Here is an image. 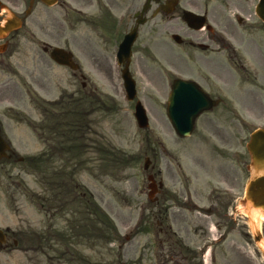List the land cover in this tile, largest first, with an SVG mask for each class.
<instances>
[{
  "label": "rangeland",
  "instance_id": "374dc122",
  "mask_svg": "<svg viewBox=\"0 0 264 264\" xmlns=\"http://www.w3.org/2000/svg\"><path fill=\"white\" fill-rule=\"evenodd\" d=\"M27 5L23 1L15 13L23 17ZM33 10L15 34L14 75L8 87L0 90V129L13 149L9 159L0 161V228L8 230L7 243L0 247V264L112 263L118 260L119 246V264H170L163 251L175 249L177 242L167 233L165 212L176 218L181 230L178 236L184 243L201 253V258L188 264H252L249 251L257 250L259 242L254 241L252 224L242 208L247 183L254 176L247 144L253 129L264 126L263 114H241L250 125L236 131V141H211L197 146L194 155L185 153L183 146L192 141H175L166 121L168 88L163 79L136 73V100L143 103L150 120L149 127L140 129L134 116L136 100L128 102L116 95L122 82L116 75L114 81L109 79L106 66L105 74L99 67L101 74L97 73L74 51L82 62V70L74 77L70 68L43 54L44 43L71 50L65 41L70 30L59 25L64 18L60 7L45 9L35 3ZM46 28L50 33L43 31ZM59 32L65 35L53 39ZM160 64L165 67L164 61ZM84 82L87 86L82 93L87 101L79 109L81 120L74 140L66 134L64 124L51 133L48 126L56 118L51 114L54 109H42V100L78 96ZM69 112L56 115L65 123L75 117ZM154 137L157 141H151ZM54 146L58 152H53ZM42 154L36 162L35 157ZM147 157L149 171L144 169ZM65 166L75 185L71 193L63 191L59 178L52 180ZM173 172L179 176L175 185L169 180ZM150 173L165 183L158 208L148 196ZM225 181L234 188L229 190ZM67 185L71 187L69 181ZM90 198L112 217L121 237L128 240L94 245L86 202ZM225 217L235 221L224 222ZM217 223L223 225L222 231ZM256 225L260 231L264 219Z\"/></svg>",
  "mask_w": 264,
  "mask_h": 264
},
{
  "label": "flooded vegetation",
  "instance_id": "af4514ba",
  "mask_svg": "<svg viewBox=\"0 0 264 264\" xmlns=\"http://www.w3.org/2000/svg\"><path fill=\"white\" fill-rule=\"evenodd\" d=\"M23 1L29 3L26 13L32 12L35 3L45 9L54 7L47 0H0V81L3 82L0 90L7 88V82L13 78L14 11L20 9ZM57 1L56 6L64 16L59 25L70 29L66 42L95 72L100 73V68L105 74L106 66L109 79L114 81L113 64L117 62L119 45L135 30L137 37L129 70L133 76L140 73L146 78L163 79L164 87L168 88L166 109L179 78L190 83L182 91L188 110H195L197 103L205 98L208 106L195 119L192 134L185 138L175 135V141H192L191 145L183 146V152L194 155L200 144L236 141V131L250 125L241 114L261 113L264 117V20L258 13L263 0ZM262 7L264 13V4ZM21 20L25 22L26 18ZM82 25L87 29L81 30ZM43 31L50 33L47 28ZM64 34L56 33L53 39H61ZM115 91L119 95V90ZM166 121L170 125L168 117ZM240 134H245L244 130ZM170 168L168 164L169 171ZM169 179L171 184L179 183L176 172ZM162 191L159 190L160 195ZM159 200L157 197V205ZM254 253L258 259L259 251ZM198 255L200 252L189 248L166 253L171 264H186ZM248 259L252 264H260L249 256Z\"/></svg>",
  "mask_w": 264,
  "mask_h": 264
},
{
  "label": "water",
  "instance_id": "95a60500",
  "mask_svg": "<svg viewBox=\"0 0 264 264\" xmlns=\"http://www.w3.org/2000/svg\"><path fill=\"white\" fill-rule=\"evenodd\" d=\"M53 3L55 2L51 1L50 4ZM18 25H20V23L14 22L15 27L16 26L18 27ZM131 43L132 42L130 41L129 44L127 43L124 45L126 46V55H128L130 51ZM51 56L59 64L67 65L73 69H76L78 67V65H75L70 62L72 55L61 48L53 49ZM128 77L125 75V80L127 84L130 85L131 87V88L128 87V89L131 92L130 97L132 99L135 96V89L133 83H130L131 78ZM179 88L180 87H178V89ZM185 105L186 102L183 99V97L180 96L179 92H176V94L174 95V100L172 102V105L169 108V114L175 129L179 134L183 136L188 135V133L192 130L193 128L192 120L193 118H195V116L198 115L199 112V111L187 112L183 108ZM135 115L140 127L145 128L148 126L147 116L140 104L137 106ZM248 147L253 158L255 172L257 174L261 173L253 178L247 189V200L245 203V209L247 210L248 213H251V210L253 208L264 211V130H258L252 134V139ZM9 148H10L9 145L6 143V141L2 138L0 134V159L2 157L7 156L6 151ZM148 167H149V160L146 159L145 169H148ZM149 179H152V177H149ZM152 194L153 193H150V195ZM5 241H6V236L4 232L0 230V244Z\"/></svg>",
  "mask_w": 264,
  "mask_h": 264
},
{
  "label": "trees",
  "instance_id": "16d2710c",
  "mask_svg": "<svg viewBox=\"0 0 264 264\" xmlns=\"http://www.w3.org/2000/svg\"><path fill=\"white\" fill-rule=\"evenodd\" d=\"M86 97H78L76 99L74 98H67V100H62L59 103H53V104H48L51 106H70L71 107V114L75 115V119L72 121L70 120L69 123L70 124H75L77 122V120H81V112L79 109H81L85 104L84 100ZM86 101V100H85ZM58 125V121L55 118L54 121H52L49 125V130L51 133H54L55 129H57ZM80 126V125H78ZM76 127V125L74 126ZM36 128L39 129V127L36 125ZM73 129V126H72ZM66 134H69L71 136V138L74 140V137L72 135L71 132H67ZM68 139V138H67ZM58 146V145H57ZM57 146H54L55 149L53 152H58V150L56 149ZM42 155H39L37 157H35V161L38 162L41 161L42 159ZM68 166H65L63 169L58 170L56 173H54V175L56 176V174L58 175V177L62 174V176L65 177V182L64 184H66V186H64V188H66L68 190V185H67V181H69L70 183L72 182L71 178L67 175L69 174V171L67 168ZM57 178V176H56ZM87 206L90 212V223L92 226V230L93 233L92 235H90L91 237H94V244H98V243H111L114 241L119 240V232L117 230V227L114 223V221L110 218V216L92 199H88L87 201ZM80 232L83 231V226L80 225ZM75 228H78L75 227ZM97 264V263H95Z\"/></svg>",
  "mask_w": 264,
  "mask_h": 264
},
{
  "label": "bare ground",
  "instance_id": "6f19581e",
  "mask_svg": "<svg viewBox=\"0 0 264 264\" xmlns=\"http://www.w3.org/2000/svg\"><path fill=\"white\" fill-rule=\"evenodd\" d=\"M242 211L244 213H246L244 207L242 208ZM262 213H264V212H262ZM262 213L259 210H253L251 212V214L249 215L253 229H255V224H254L253 220L258 221L259 219H264V214H262ZM262 246H264V243H262Z\"/></svg>",
  "mask_w": 264,
  "mask_h": 264
}]
</instances>
